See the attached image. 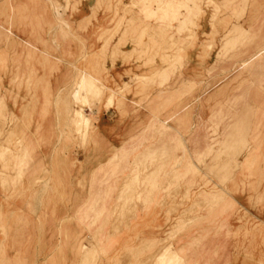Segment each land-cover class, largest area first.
Instances as JSON below:
<instances>
[{
	"label": "rangeland",
	"instance_id": "1",
	"mask_svg": "<svg viewBox=\"0 0 264 264\" xmlns=\"http://www.w3.org/2000/svg\"><path fill=\"white\" fill-rule=\"evenodd\" d=\"M41 1L55 5L53 0ZM153 6L158 7L156 13ZM9 8L10 17L23 12L19 7ZM127 17L132 33L137 34L133 42L137 50L132 55L148 59L145 67L149 73L133 76L129 84L116 88L79 72L51 93L44 71L63 62L54 36L53 47L50 45L51 28L42 47L13 42L0 30L10 52L22 48L44 61L42 77H37L33 60L23 56L8 60L6 48H0V264H264V109L244 128L230 114L235 105L219 109L213 132L218 169H123L111 176L112 182L75 169L70 197L61 188L60 169H53L54 181L49 179L44 163L51 143L43 139V130L41 141L30 140L29 134L34 132L33 118L38 123L55 118L57 111L51 109V103L59 107L58 117L67 116L71 123L68 128L73 136L61 143V152L74 157L78 148L91 141L95 129L84 109L91 108V113L106 100L107 105H121L130 95L143 96L139 103L147 102L150 107L157 101L153 95L157 89L177 86L183 55L201 38L211 39L209 48L221 51L212 71L209 59L203 60V74L207 78L216 74L218 84L233 76L223 84L237 89L229 102L240 93L246 70L264 66V54L251 59L264 48V0H132L119 25ZM207 19L213 23L212 34L200 35V24ZM152 21L160 27L166 24L164 30L157 34ZM61 23L54 26L53 35ZM110 42L106 40L100 52L96 48L91 52L107 53ZM123 44L119 42L117 47ZM156 60L168 65L170 75L156 66ZM240 69L244 71L234 76ZM3 75L7 80L10 76L6 90ZM182 85L192 87L193 83ZM37 89H41L39 93ZM162 94L160 91L158 96ZM35 102L42 103L39 110L32 108ZM251 128L257 129V135L249 134ZM253 136L263 147L241 165L240 157L250 155L248 150L257 145ZM242 143L246 145L240 150ZM37 157L43 167L38 174L41 180L28 182ZM214 185L220 191L209 195V187ZM39 191L47 203L41 207L43 220L29 221L27 215L35 212L31 203ZM66 198L68 204H61ZM18 202L22 204L16 205ZM17 214H25L26 220L17 221ZM145 216L148 223L137 229L134 224ZM10 229L20 236L7 237ZM18 246L21 251L13 253Z\"/></svg>",
	"mask_w": 264,
	"mask_h": 264
},
{
	"label": "crops",
	"instance_id": "2",
	"mask_svg": "<svg viewBox=\"0 0 264 264\" xmlns=\"http://www.w3.org/2000/svg\"><path fill=\"white\" fill-rule=\"evenodd\" d=\"M53 1L54 6L52 3L48 6L41 0H0V30L5 31L11 41L42 47V41L47 39V32L51 28L50 45L53 47L51 41L54 36L56 43L60 46V54L63 56L61 64L46 68L49 71H44L43 76L50 79L51 93L57 92L61 82H71L79 72L91 74L99 78L101 83H110L115 88L129 84L133 76L148 75V68L145 67L148 59H139L138 55H132L137 50L133 43L137 34L132 33L128 25L129 17L123 25L118 23L122 18L124 8L129 6L132 0ZM9 6L16 10L19 7L23 12L10 17ZM157 10V6L152 7L153 13ZM59 21L62 22V27L53 35L52 29ZM165 25L160 27L154 21L151 22V28L156 30L157 34L159 30H164ZM200 26V35L212 34L214 27L210 19L201 22ZM0 35V48L5 49L8 42L4 34L0 32ZM102 37L104 41H100ZM106 40L111 41L108 44L107 53H99ZM210 40L201 38L193 49H189V52L183 55L184 67L177 72L181 80L171 89H157L153 93L157 101L150 107L147 106V102L139 103L143 96L130 95L124 98L121 105L116 102L113 105H107L106 100L103 107L97 106L91 113H88L91 108L84 109L90 116L89 119L95 129L91 141L89 140V143L78 148L74 157L61 152L63 147L61 143L67 142L73 135L70 134L68 128L71 124L68 117H58L59 107L55 102L51 103V109L57 111L56 116L49 119V123H38V119L33 118L35 121L32 131L34 132L29 134V139L41 141L42 134L40 133L43 130V135L46 136L43 139L51 143L49 159H45L44 163L49 179L54 181L53 169L56 171L60 169V175H58L63 181L61 188L65 189L67 197H70L74 188L75 169H81L82 173L89 177L98 174L103 180L109 179L110 182L114 180L111 176L120 173L123 169H218V150L217 147H213L217 113L219 109L231 108L235 105L233 106L235 111H230V114L238 119L236 125L241 128L246 126L249 119H255L257 111L264 109V66L246 70V80L243 86L238 87L241 90L240 93L229 102L228 99L236 93L237 89H233V86H223V84L233 76L222 78L223 80L221 79V83L218 84L216 74H211L207 78L202 71L203 60L208 61L209 59L207 63H209L210 71L219 60L218 53L221 51L219 52V48L210 49L209 46H212ZM119 42L124 44L117 47ZM10 48L11 46L6 48L8 60L12 61L16 58L19 60L22 56L26 61L33 60L37 77H42L41 65L44 61L40 55H32L27 50L18 47V50L15 49L18 52H10ZM95 48L99 51L97 55L91 52V49ZM19 50L25 53H20ZM115 54L117 56H114ZM204 54H206L205 58H203ZM156 66L169 74L168 65L161 64L160 60H156ZM242 71L244 70H237L233 75L236 76ZM203 77L206 79L203 80ZM8 78L10 79V76ZM9 79L7 80L3 75L4 90L9 87ZM187 81L193 83V86L182 85V82ZM40 90L37 89L36 93ZM135 91L138 93L137 90ZM160 91L163 92L161 97L158 96ZM229 103L233 105L229 107ZM41 104L35 102L32 108L39 110ZM8 108L13 109L12 106ZM236 109L244 111L239 112ZM255 131L257 129L251 128L249 134L257 135L258 132L255 133ZM253 140H257V145L248 148L250 155L240 157L241 165L245 162L249 163L263 147L258 142L257 136ZM222 141L226 139L223 138ZM245 145L242 143L239 146L240 150L244 149ZM39 157L35 160L33 171L27 179L28 182L36 183L41 180L38 174H40L39 169L43 167L39 164ZM234 157L230 156V158ZM175 159L179 160L177 165H174ZM215 186L209 187V195L219 193L220 190ZM41 195L39 191L33 198L31 205L35 212L27 215L29 221L41 222L43 220L41 207L47 203ZM68 200L69 198H66V201L61 204L67 205ZM10 204L15 205L13 202ZM20 204L22 203L18 202L16 205ZM153 213H157L155 209ZM16 216L17 221L26 220L25 214ZM138 220L134 224L137 229L146 225L149 219L145 216ZM17 232L10 229L7 237L20 236ZM20 248L19 246L13 247L12 252L19 253ZM241 264L252 263L242 262Z\"/></svg>",
	"mask_w": 264,
	"mask_h": 264
},
{
	"label": "bare ground",
	"instance_id": "3",
	"mask_svg": "<svg viewBox=\"0 0 264 264\" xmlns=\"http://www.w3.org/2000/svg\"><path fill=\"white\" fill-rule=\"evenodd\" d=\"M9 33H11L10 31H8ZM13 34V33H12ZM15 35V34H14ZM262 54H264V48L262 49V50H260V51H258V52H256L253 56H252V58L251 59H254L255 57H258V56H260V55H262ZM114 93V92H113ZM78 118V120H77V124L80 122V117L78 116L77 117Z\"/></svg>",
	"mask_w": 264,
	"mask_h": 264
}]
</instances>
